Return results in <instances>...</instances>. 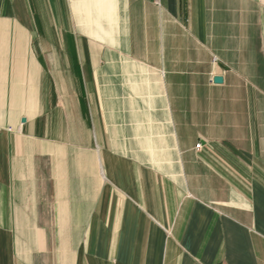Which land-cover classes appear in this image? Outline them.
I'll return each instance as SVG.
<instances>
[{
  "label": "crops",
  "instance_id": "obj_1",
  "mask_svg": "<svg viewBox=\"0 0 264 264\" xmlns=\"http://www.w3.org/2000/svg\"><path fill=\"white\" fill-rule=\"evenodd\" d=\"M159 2L0 0V264H264V0Z\"/></svg>",
  "mask_w": 264,
  "mask_h": 264
},
{
  "label": "water",
  "instance_id": "obj_2",
  "mask_svg": "<svg viewBox=\"0 0 264 264\" xmlns=\"http://www.w3.org/2000/svg\"><path fill=\"white\" fill-rule=\"evenodd\" d=\"M213 82L216 83V84H220V83L222 82V79L219 78V77H215V78L213 79Z\"/></svg>",
  "mask_w": 264,
  "mask_h": 264
},
{
  "label": "built area",
  "instance_id": "obj_3",
  "mask_svg": "<svg viewBox=\"0 0 264 264\" xmlns=\"http://www.w3.org/2000/svg\"><path fill=\"white\" fill-rule=\"evenodd\" d=\"M153 2H154L158 7L160 6V2H159V0H153ZM197 146L200 147L199 144H198Z\"/></svg>",
  "mask_w": 264,
  "mask_h": 264
}]
</instances>
